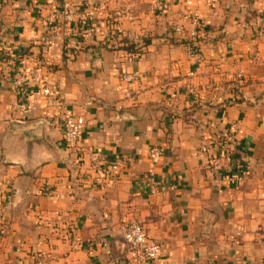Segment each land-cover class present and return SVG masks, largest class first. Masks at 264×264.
Instances as JSON below:
<instances>
[{"label":"crops","instance_id":"1","mask_svg":"<svg viewBox=\"0 0 264 264\" xmlns=\"http://www.w3.org/2000/svg\"><path fill=\"white\" fill-rule=\"evenodd\" d=\"M123 7L127 37L148 40L139 59L105 45ZM193 21L190 53L173 28ZM87 100L81 151L126 162L103 189L61 138ZM125 221L161 245L157 258L134 261ZM0 228V264H264V0H0Z\"/></svg>","mask_w":264,"mask_h":264},{"label":"built area","instance_id":"2","mask_svg":"<svg viewBox=\"0 0 264 264\" xmlns=\"http://www.w3.org/2000/svg\"><path fill=\"white\" fill-rule=\"evenodd\" d=\"M52 0H48L51 2ZM64 6L68 8L69 3L65 2ZM131 9L121 8L117 9L114 12V17L119 20L121 17L131 18ZM89 14H92V11H89ZM196 21L192 22V28L188 31H184L179 24H175L173 31L174 34L181 40L185 38L194 39L197 36V31L195 30ZM131 39L138 41L137 35L131 36ZM26 70H18L13 77L12 84L14 89L20 99L17 105L23 111H29L34 106L31 102H28L24 99L25 96V86H26ZM239 78H242V74H239ZM134 77L132 75H125V80L131 81ZM41 93L47 101L48 105H53L60 107L61 104L57 103L55 98L54 88L44 83L42 85ZM92 104L91 100L85 101L83 108L79 114H74L70 111H67L64 115L62 121V142L65 146L73 153L75 157V168L77 173H82V179L85 178L90 181L92 189H103L117 181L119 178V173L125 166V159L122 157H115L109 159V157L97 151H87L84 153L81 151L78 141L82 135L84 126H85V114L87 108ZM163 148L159 146H152L149 149V160L152 163H156L163 153ZM229 178L232 181L240 180L241 175L236 173H231ZM149 187L151 191H155L156 182L153 176H150ZM51 191V190H50ZM53 193L58 196L59 193L53 191ZM1 229V228H0ZM4 229V228H2ZM118 230L124 239L128 250L133 256V259L136 263H141L144 261H151L157 258L162 252V247L158 242L150 240L145 232L144 226L138 221H125L121 222L118 225ZM108 264H114L109 262Z\"/></svg>","mask_w":264,"mask_h":264},{"label":"trees","instance_id":"3","mask_svg":"<svg viewBox=\"0 0 264 264\" xmlns=\"http://www.w3.org/2000/svg\"><path fill=\"white\" fill-rule=\"evenodd\" d=\"M107 39L105 45L107 48L112 50H121L123 51L129 58L139 59L143 56V52L140 50L141 47H147L148 40L143 39L140 41H134L127 37V34L123 29H121L119 25V20L111 14L107 18ZM197 31V36L194 39L185 38L183 40L176 39L173 41L174 44L184 45L190 53H195L199 49L198 42L200 41L199 37V29L197 26L195 27Z\"/></svg>","mask_w":264,"mask_h":264}]
</instances>
